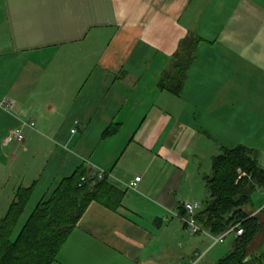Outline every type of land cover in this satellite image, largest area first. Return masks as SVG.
<instances>
[{"label": "crops", "instance_id": "obj_1", "mask_svg": "<svg viewBox=\"0 0 264 264\" xmlns=\"http://www.w3.org/2000/svg\"><path fill=\"white\" fill-rule=\"evenodd\" d=\"M0 19V99L14 101L11 112L0 108V201L10 183L7 209L17 188L34 191L49 159L46 197L78 166L92 176L101 169L125 192L122 206L112 212L92 202L52 264L191 262L204 239L176 214L183 202L208 197L201 161L215 135L220 149L240 143L230 145V118L246 99V47L232 64L234 100L219 36L259 33L255 65L264 72V0H0ZM188 35L203 42L175 96L157 81ZM17 118L34 128L22 144L3 145ZM112 122L118 132L103 138ZM42 154L43 170L34 171ZM28 172L36 176L24 185ZM135 176L141 180L129 189Z\"/></svg>", "mask_w": 264, "mask_h": 264}, {"label": "trees", "instance_id": "obj_2", "mask_svg": "<svg viewBox=\"0 0 264 264\" xmlns=\"http://www.w3.org/2000/svg\"><path fill=\"white\" fill-rule=\"evenodd\" d=\"M202 42L203 39L193 35L180 42L157 81L158 89L175 96L181 94L194 51ZM119 128L120 123L112 122L103 138L114 135ZM90 172L81 165L62 178L48 197L36 204L11 239L33 191V186L17 188L13 201L0 218V264H52L92 202L118 212L125 192L109 182L108 176L97 179L96 173L92 176ZM204 180L208 197L195 214L198 225L212 236L235 225L242 229L240 235H231L234 237L231 250L215 264H250L246 251L261 230L257 215L264 214V207L255 212L251 197L258 188H264V169L257 164L256 152L244 145L222 147L213 157ZM178 215H185L182 207Z\"/></svg>", "mask_w": 264, "mask_h": 264}, {"label": "rangeland", "instance_id": "obj_3", "mask_svg": "<svg viewBox=\"0 0 264 264\" xmlns=\"http://www.w3.org/2000/svg\"><path fill=\"white\" fill-rule=\"evenodd\" d=\"M2 21V19H0ZM3 22V21H2ZM3 25H0V30L3 28ZM218 34V33H217ZM259 33H221L219 37H221V45L227 47L225 50L227 52V64L229 65V69L225 70L224 73L227 75H224V77H227L229 79L230 83V96L231 99H234V96L237 94V85H236V67L233 64L234 61H237V56L239 54V50L241 47H246V53L244 54L245 57V63L246 65V79H245V92L246 99L244 102L239 103L240 104V111L243 113H240V116H238L237 119H235L234 116L231 115V121H233V126L230 131V145L235 144V140L240 142L237 145H244L245 147L252 149L256 152V160L258 166H264V72L262 70H258L259 67L263 66H256L255 65V56H254V45L258 43L257 40H259V36L257 38V35ZM3 37V36H2ZM223 37V38H222ZM264 57V55H263ZM258 71H261L262 74L260 75V80L257 83V78L255 79L254 73H257ZM252 75V78H250ZM236 97V96H235ZM236 100V99H234ZM238 103L235 102V106ZM14 106V105H13ZM236 109V108H235ZM235 113H237V110H235ZM245 123V124H244ZM19 124V123H18ZM28 129V128H25ZM24 129V130H25ZM31 129V128H30ZM68 133V130L66 131ZM66 133L63 134L64 137L68 136ZM78 135V134H77ZM56 137V136H54ZM214 144L209 143L207 154L208 156L204 157L201 161L202 168H205L208 163V170L210 172L211 168V157H209V154L212 155H218L221 151L220 146L218 147V137L215 135L214 137ZM221 141V140H220ZM229 144V143H228ZM221 145V144H220ZM225 148H227V145ZM212 148V150L210 149ZM61 149V148H60ZM211 155V156H212ZM33 159V158H32ZM31 159V161H32ZM35 161V159H34ZM34 161L32 162V165L34 167V171L40 170L43 164L46 160L43 159V154L38 157V163L35 165ZM28 163H22L23 165H18L17 170L15 173V178H12V180L16 181V177L19 174H23L22 170L26 169L29 166H26ZM54 159L51 161L49 159L47 163V167L44 173H42L41 178L39 180V184L37 185L36 189L32 193V197L29 200L27 206L25 207V210L16 225L11 239H14L17 235L18 231L24 224L27 216L31 213V211L34 209L35 205L40 201L41 197L45 196V183L44 181L49 179L50 174V167L52 168L54 166ZM49 164V165H48ZM57 164V163H56ZM50 166V167H49ZM21 168V169H20ZM60 172H63L62 170ZM62 176H65L64 173ZM239 174L242 176H245L244 172H241L238 170ZM33 172H28L25 174V181L23 182L24 185L28 184V182H32L35 178V176L32 175ZM13 183H10L5 187L4 192V198L0 202V218L4 216L5 211L7 209L9 198H7V188H9ZM3 186V182L0 181V187ZM46 197V196H45ZM252 202H253V208L255 209V212H257L259 209H256L259 204H262L264 200V188H258L253 194H252ZM11 198V197H10ZM47 198V197H46ZM45 198V199H46ZM207 197L204 199H201L202 204L206 201ZM251 213V212H250ZM254 213V212H252ZM251 213V214H252ZM259 222L261 223V230L258 232L256 237L254 238L253 242L248 246L246 251V259L250 264H264V214L257 215ZM133 222L135 221L136 226H140L138 224V221L133 219ZM175 221V220H174ZM173 221V222H174ZM191 237V236H189ZM193 238L197 239H204L203 245L198 249V253L195 254L193 257L194 261L197 259L198 255H201V259L198 260L196 264H215L217 260L224 255H226L232 248V241L234 237L228 236L224 239L223 242L220 243H213L214 239L211 238L210 235H207L205 233H198L195 235H192ZM191 237V238H192ZM197 242V240H193ZM209 247V248H208ZM165 259V257H164ZM171 256L169 259L166 258V261L164 262L166 264H180L181 261H175L177 263H173L170 261ZM173 260H176L175 257ZM190 263V262H189ZM187 263V264H189ZM159 264V263H158Z\"/></svg>", "mask_w": 264, "mask_h": 264}, {"label": "built area", "instance_id": "obj_4", "mask_svg": "<svg viewBox=\"0 0 264 264\" xmlns=\"http://www.w3.org/2000/svg\"><path fill=\"white\" fill-rule=\"evenodd\" d=\"M13 105L14 101L10 98L0 99V108L4 109L5 111L11 112ZM17 119L19 124L8 132L3 140V145L22 144L24 142V129L34 128L35 123L32 119ZM73 131L74 130H72V132ZM95 175L97 179H102L105 175L108 176L107 173L101 169L97 170ZM81 180L83 181L84 177ZM140 180V176H135L131 181L127 183V187L133 190L136 189ZM262 207H264V204ZM182 208L185 211V215L180 216L178 215V213L176 215L182 220L183 224L188 227L189 231L193 234L205 233L207 235H210L211 238L214 239L213 243L223 242L224 239L228 236L240 235L242 233V229L236 228L237 225H235L234 227L228 228L218 236H212L208 231L202 229L195 220V214L202 209V204L200 202H183ZM201 257V255H198L197 259L191 261L189 264H196L198 260L201 259Z\"/></svg>", "mask_w": 264, "mask_h": 264}]
</instances>
